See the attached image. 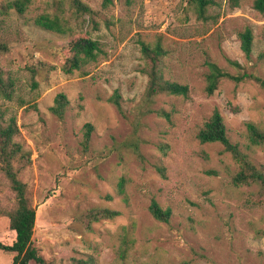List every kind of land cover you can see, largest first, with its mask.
I'll list each match as a JSON object with an SVG mask.
<instances>
[{"label": "rangeland", "instance_id": "1", "mask_svg": "<svg viewBox=\"0 0 264 264\" xmlns=\"http://www.w3.org/2000/svg\"><path fill=\"white\" fill-rule=\"evenodd\" d=\"M82 1L95 11L97 27L81 19L73 35L32 22L39 13H55L59 3L69 17L68 0H32L26 15L11 11L0 23V40L9 46L0 52V73L17 86L14 100L0 98V124L16 117L15 141L29 154L19 178L37 210L33 240L40 254L50 264H264V208L250 200L257 188L236 187V165L224 146L198 139L218 109L231 141L264 165V148H247L246 127L252 122L264 130V88L253 80H222L214 95L205 90L207 62L236 75L228 60L238 61L264 79V14L254 10V0H210L204 17L188 0L131 6L114 0L107 7L105 0ZM245 28L255 36L251 60L241 49ZM76 36L92 37L105 51L87 75L61 68ZM141 43L161 44L160 73L188 85V98L149 95ZM60 93L69 100L63 120L51 111ZM117 97L120 109L112 101ZM87 124L93 126L88 142ZM153 201L171 210L169 223L153 217ZM15 206L0 171V242L6 245L16 238L8 217ZM105 208L120 215L89 222L90 211ZM14 256L2 251L0 264H13Z\"/></svg>", "mask_w": 264, "mask_h": 264}, {"label": "trees", "instance_id": "2", "mask_svg": "<svg viewBox=\"0 0 264 264\" xmlns=\"http://www.w3.org/2000/svg\"><path fill=\"white\" fill-rule=\"evenodd\" d=\"M70 15L67 17L63 3H59L55 13H39L32 20L36 26L60 35H73L77 30V26L81 19L86 18L90 23L97 27L94 15L95 11L82 0H68ZM114 0H105L104 6L113 4ZM141 0H125L127 6ZM185 1V0H184ZM194 3L199 9L201 17L205 16L210 0H188ZM237 5V3H235ZM32 5V0H5L0 7V16L4 23L3 16L9 17L11 11L24 16ZM253 8L260 14H264V0H254ZM75 21V23H73ZM241 49L247 60L252 59L255 36L250 28H245L239 34ZM7 43L0 40V52L8 51ZM141 52L144 58L149 62L150 69L148 71L149 83L148 93L151 96L158 94H168L188 98L190 88L188 85H182L175 82L165 81L160 73V64L165 56V52L161 44L157 43L154 47L141 43ZM66 55L64 56L62 71L67 75L76 72H82L87 75L86 70L91 64L97 63L104 56L105 51L103 45L88 36L73 37L66 47ZM229 64L238 72L236 75L220 68L216 63L207 62L208 73L206 75V93L212 96L218 90L222 80H231L236 83H242L246 80H253L264 88V79L249 73L244 66L238 61L228 60ZM32 73L36 71L32 68ZM38 84L33 81L32 87L36 89ZM16 82L14 78L3 79L0 73V98L12 101L16 94ZM112 101L120 109L119 97L113 98ZM69 100L67 96L60 93L56 96L54 106L51 108L52 113L60 120L66 115ZM163 116H168L162 113ZM86 139L89 141L93 126L87 124ZM247 127V138L249 141L248 149L251 147L264 148V130L256 124L249 122ZM19 134L16 117L12 116L6 123L0 124V171L7 177L11 183L12 191L16 196V206L13 211L8 214L10 219V228L15 232L16 238L12 245H6L0 242V253L2 251L14 253L13 264H50L39 252L34 245V230L37 220V210L33 206L27 185L19 178V172L30 163L29 154H25L21 145L15 141ZM198 139L203 144L220 143L229 153L236 165V172L233 176V184L236 187L257 188V197L250 199L255 206L264 208V165H256L250 158L249 154L242 150L238 143H233L228 134V128L224 121V117L218 109H215L211 118L206 122L202 130L198 134ZM20 162L21 167L16 169L15 163ZM126 179H121L118 183L119 195L125 194ZM150 212L153 217L161 222L169 223L171 219V210H163L158 202L153 201L150 206ZM120 215L119 212L110 209H95L90 211L86 216L89 222H98L105 219H114Z\"/></svg>", "mask_w": 264, "mask_h": 264}]
</instances>
